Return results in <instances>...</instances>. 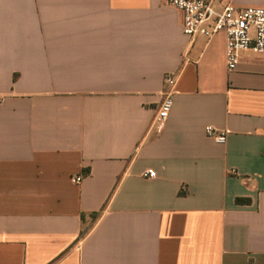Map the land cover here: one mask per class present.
Wrapping results in <instances>:
<instances>
[{
	"label": "crops",
	"instance_id": "0c3cea01",
	"mask_svg": "<svg viewBox=\"0 0 264 264\" xmlns=\"http://www.w3.org/2000/svg\"><path fill=\"white\" fill-rule=\"evenodd\" d=\"M169 1L0 0V264H264V54Z\"/></svg>",
	"mask_w": 264,
	"mask_h": 264
},
{
	"label": "built area",
	"instance_id": "2783aa9c",
	"mask_svg": "<svg viewBox=\"0 0 264 264\" xmlns=\"http://www.w3.org/2000/svg\"><path fill=\"white\" fill-rule=\"evenodd\" d=\"M168 5L183 16V33L191 41L202 37L207 41L224 34L227 39L226 63L229 72L236 71L242 53L264 54V9H241L233 4L217 7V0H170ZM163 101L154 118L152 130L161 133L170 118L173 106L177 77L172 74L164 79ZM208 137L219 144H225L227 133L213 128L207 129ZM156 173L147 171L144 177L155 179ZM83 176L73 179L81 183Z\"/></svg>",
	"mask_w": 264,
	"mask_h": 264
},
{
	"label": "trees",
	"instance_id": "16d2710c",
	"mask_svg": "<svg viewBox=\"0 0 264 264\" xmlns=\"http://www.w3.org/2000/svg\"><path fill=\"white\" fill-rule=\"evenodd\" d=\"M238 202H241L240 200Z\"/></svg>",
	"mask_w": 264,
	"mask_h": 264
}]
</instances>
